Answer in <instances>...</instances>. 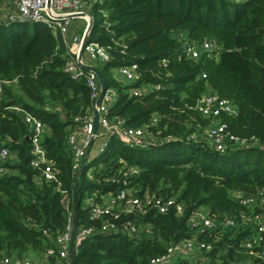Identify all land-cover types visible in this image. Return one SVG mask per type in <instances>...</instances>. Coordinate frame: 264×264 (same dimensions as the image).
<instances>
[{"label": "trees", "instance_id": "trees-1", "mask_svg": "<svg viewBox=\"0 0 264 264\" xmlns=\"http://www.w3.org/2000/svg\"><path fill=\"white\" fill-rule=\"evenodd\" d=\"M5 2L0 0V7ZM90 12L88 42L111 54L109 61H97L107 86L116 91L108 117L146 127L154 144L132 148L112 136L101 151L104 136H99L85 167L74 171L68 137L93 112L87 79L65 70L69 44L58 27L0 14V147L10 150L0 170V257L58 262L47 250L66 228L78 176V225L89 224L90 203L125 187L139 197L174 198L183 213L173 208L160 213L151 206L123 214L120 223L132 220L150 227L151 234L97 233L79 246L76 264H150L171 244L195 236L211 248L199 252L197 261L179 256L173 264H254L242 245L249 230L223 229L220 223L250 211L238 194L264 191V0H99ZM179 34L216 46L195 59L185 53ZM131 65H136L133 81L112 73ZM134 87L145 89L133 96ZM209 90L237 108L235 116L223 118L235 139L224 150L204 136L210 120L197 104ZM11 105L43 120L42 145L55 180L44 178L45 165L32 164L30 127L23 114L6 108ZM130 168L137 172L130 174ZM197 211L207 212L216 226L196 232L189 219Z\"/></svg>", "mask_w": 264, "mask_h": 264}, {"label": "built area", "instance_id": "built-area-1", "mask_svg": "<svg viewBox=\"0 0 264 264\" xmlns=\"http://www.w3.org/2000/svg\"><path fill=\"white\" fill-rule=\"evenodd\" d=\"M15 14L11 15L10 21L20 22H43L48 26H56L60 29L63 39L69 44V56L65 65V70L72 76L85 75L87 83L91 89V97L94 100L93 112L86 117L82 126L68 137V143L74 154L73 170L80 172L86 165L82 167L84 157L89 153L91 142L95 141L99 136H104V140L100 145V150L108 145L110 137L117 136L124 143L132 148H144L154 144L150 140V134H147L146 127H132L125 123L123 118L110 120L108 117V109L114 103L116 91L113 87H108L103 100L99 106L96 105V99L100 93L101 85L95 73L85 70L79 64L78 56L86 33V27L80 35H75L71 40L68 38V29L74 18H86L90 12L88 4L95 3L99 0H9ZM87 8H89L87 10ZM92 14V13H91ZM183 39V47L187 56L198 58L202 51L215 48L213 41H204L201 44L190 42L184 34H179ZM84 54L93 61H109L111 59L110 51L97 42H87L84 47ZM82 62L87 63L84 59ZM136 65L122 66L119 68L120 74L126 81L136 79ZM206 77V74L203 75ZM159 88V86H156ZM145 88L134 87L129 89L130 95L139 96L144 92ZM2 88L0 87V93ZM16 110L23 114L25 122L30 127V140L32 142V152L34 159L32 164L34 167L45 165L43 169L44 178L48 181L55 180V171L45 157L44 147L42 145V134L45 124L42 119L36 117L31 112L19 105H11L6 107ZM198 110L201 114L210 120V125L205 131V139L216 149L224 150L227 143L235 141L234 136L230 133L228 124L223 121L225 116H235L237 108L235 104L226 97H222L211 90L206 91L198 101ZM99 112L98 130L95 132L94 112ZM156 118L154 119V122ZM99 128L103 132L99 131ZM10 150L7 146L0 147V170L2 165L7 161ZM130 174L137 172L136 169L130 168ZM237 198L240 203L248 209L249 212H241L237 216L224 218L220 226L223 229L242 228L249 230L242 242L246 248L254 264H264V191L257 195L238 194ZM155 207L160 213H165L173 208L176 213H183V205L176 202L174 198L164 196H156L146 194L139 197L133 194L130 187L121 188L117 193H108L103 197V202L90 203L88 213V223L77 224L75 241L77 251L79 246L88 238L97 233L123 232L128 235L139 236L142 232L151 234L150 227H142L135 224L132 220L119 222L123 214L139 212L144 213L149 207ZM73 211L70 214L65 230L55 239V246L47 250L48 256L58 258L56 264H70L71 235L73 224ZM91 222V223H90ZM96 222H100L99 226ZM190 226L198 233H205L216 226V223L205 211L195 212L189 219ZM210 244L199 241L197 237L171 244L167 251L151 260L150 264H173L179 256L186 257L191 261H197L198 253L209 250ZM0 264H35L31 260L17 256L0 257ZM249 264V263H248Z\"/></svg>", "mask_w": 264, "mask_h": 264}, {"label": "water", "instance_id": "water-1", "mask_svg": "<svg viewBox=\"0 0 264 264\" xmlns=\"http://www.w3.org/2000/svg\"><path fill=\"white\" fill-rule=\"evenodd\" d=\"M88 24H87V29L86 33L83 39V43L79 52L78 60L79 64L81 65L82 68H84L87 71L93 72L97 75L99 83L101 85L100 93L98 95V98L96 99V105L99 106L103 100L104 94L108 88L106 82L103 79V76L99 70V68L95 65H91L88 63L82 62L83 54H84V47L86 43L88 42V37L91 31V28L93 26V15L91 13H88ZM98 117H99V112L95 110L94 112V124H95V132L98 130ZM93 141L91 142V144ZM88 160V154L84 157L83 162H82V167ZM78 177V176H77ZM77 177L75 178V193H74V199H73V224H72V235H71V249H70V264H76V259H77V247H76V241H75V233H76V227H77V213H78V206H79V200H78V194H77Z\"/></svg>", "mask_w": 264, "mask_h": 264}, {"label": "rangeland", "instance_id": "rangeland-1", "mask_svg": "<svg viewBox=\"0 0 264 264\" xmlns=\"http://www.w3.org/2000/svg\"><path fill=\"white\" fill-rule=\"evenodd\" d=\"M239 1V0H238ZM93 4V3H92ZM91 2L88 4L89 8H91L92 6ZM87 8V10L89 9ZM0 14L2 15H13L15 14L14 11H13V8L10 4V1L9 2H5L1 5L0 7ZM88 20L89 18L86 17V18H77L75 20H72L70 25H69V29H68V37L71 39L73 36L75 35H80L82 33V29L83 27L88 24ZM87 61V59H86ZM102 140L99 138L97 139L95 145L97 146ZM85 204H88V201H85ZM24 258H27L29 260H31L33 263L35 264H50L48 261H46V259H42V260H39L35 257H31V256H24Z\"/></svg>", "mask_w": 264, "mask_h": 264}, {"label": "crops", "instance_id": "crops-1", "mask_svg": "<svg viewBox=\"0 0 264 264\" xmlns=\"http://www.w3.org/2000/svg\"><path fill=\"white\" fill-rule=\"evenodd\" d=\"M75 19H77V18H74L73 20H75ZM86 27V25L83 27V29ZM83 29H82V31H83ZM74 37V36H73ZM72 37V38H73ZM69 38V37H68ZM71 38V39H72ZM70 38H69V40H71ZM84 59L86 60L87 59V63L88 64H91V65H95V66H97L98 67V62L97 61H93V60H91L87 55H85L84 54ZM112 73L114 74V76L115 77H119V78H121L122 76H121V74H120V71H119V68H115V69H113L112 70Z\"/></svg>", "mask_w": 264, "mask_h": 264}]
</instances>
